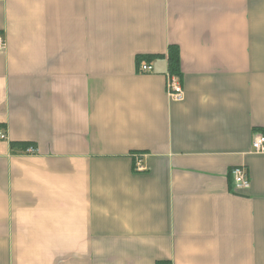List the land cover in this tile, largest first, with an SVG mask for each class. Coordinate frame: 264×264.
<instances>
[{"label":"crops","instance_id":"obj_1","mask_svg":"<svg viewBox=\"0 0 264 264\" xmlns=\"http://www.w3.org/2000/svg\"><path fill=\"white\" fill-rule=\"evenodd\" d=\"M0 34V264H264V0H0ZM170 44L180 101L136 64Z\"/></svg>","mask_w":264,"mask_h":264},{"label":"built area","instance_id":"obj_2","mask_svg":"<svg viewBox=\"0 0 264 264\" xmlns=\"http://www.w3.org/2000/svg\"><path fill=\"white\" fill-rule=\"evenodd\" d=\"M5 45V40L2 34H0V48ZM138 71L141 73L152 72L153 68L150 63H140L138 65ZM166 88L167 95L171 100L180 101L183 99L184 91L180 83V79L169 73L166 74ZM3 138V135H0ZM251 149L254 153H264V134L261 132H256L253 134L251 139ZM26 154H32L37 151V149L31 145L27 146L22 150ZM135 169L140 170L141 164L140 159L135 157ZM231 179L233 186L236 189H247L250 186L249 178L243 166H235L230 170Z\"/></svg>","mask_w":264,"mask_h":264},{"label":"trees","instance_id":"obj_3","mask_svg":"<svg viewBox=\"0 0 264 264\" xmlns=\"http://www.w3.org/2000/svg\"><path fill=\"white\" fill-rule=\"evenodd\" d=\"M165 58L167 61V73L171 75H175L178 78L181 77L180 71V58H179V50L175 44H170L168 46L167 52L165 54H150V55H139L136 57L137 69L140 63H150L154 59ZM29 146V143H11V147H19L20 149H24ZM157 264H162L161 262H157Z\"/></svg>","mask_w":264,"mask_h":264}]
</instances>
